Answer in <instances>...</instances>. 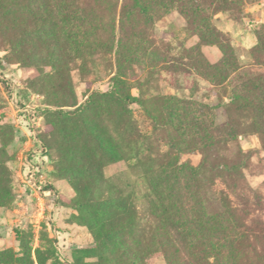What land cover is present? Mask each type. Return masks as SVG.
I'll list each match as a JSON object with an SVG mask.
<instances>
[{
	"label": "rangeland",
	"instance_id": "374dc122",
	"mask_svg": "<svg viewBox=\"0 0 264 264\" xmlns=\"http://www.w3.org/2000/svg\"><path fill=\"white\" fill-rule=\"evenodd\" d=\"M263 75L264 0H0V264H264Z\"/></svg>",
	"mask_w": 264,
	"mask_h": 264
},
{
	"label": "trees",
	"instance_id": "16d2710c",
	"mask_svg": "<svg viewBox=\"0 0 264 264\" xmlns=\"http://www.w3.org/2000/svg\"><path fill=\"white\" fill-rule=\"evenodd\" d=\"M135 8L138 9L141 13L146 14V8L141 6L140 4L136 3ZM257 38H258L259 42L261 43V38H260L259 32H257ZM219 44H220V47L223 51L224 59L218 64H213V65L207 64L206 65L207 70L210 71L211 73H213L214 77H217V76L221 77L222 75H226V73H228V71H229V68L234 67V62L231 60L232 55H231L230 50H228L227 46L223 42H220ZM260 81L262 82L261 84L264 85V75L260 78ZM115 84H116V86L114 85V92L113 93L118 94L119 92H118V88H117V82ZM262 95H264V90H262ZM124 99H125V101H128V102L130 101V103L139 102L138 98L133 97V96H126V97H124ZM172 99L177 100L175 98H171V100ZM248 108L253 112V114H255L257 119L261 120L264 123V99L261 100L257 104H255L253 102H251V103L249 102ZM206 120H207V123H206V125L203 129V133H202V135H203V150L206 153V154H204L205 156L207 155V152L210 151V149L218 150L219 148H221V145H222V143H221L222 139L221 138L225 135V133H224L225 131L223 128L214 127L212 122H210L207 117H206ZM238 155L240 156V158L242 157L244 161H246V162L248 161L247 155L242 154L240 152ZM202 166L203 165L200 164L197 167H193L189 164L181 163L177 168V170L180 174H182V175L185 174V175L189 176L190 186L193 187V195L196 194V195H194V199L199 198L198 183H199L201 176L204 174V173L202 174ZM208 168H209V170H206L205 173H207L209 175L213 174L216 171V167L214 165L213 166L210 165ZM231 170L233 173L239 174L240 168L237 165H233V166H231ZM211 184H212V182H211ZM256 203H259V202H256ZM257 205H260V204H257ZM226 206H228V205H226ZM162 234L165 236H168L165 232H162Z\"/></svg>",
	"mask_w": 264,
	"mask_h": 264
}]
</instances>
